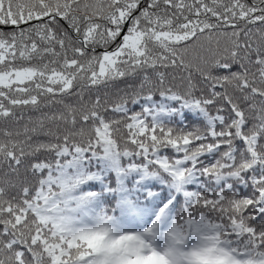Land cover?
<instances>
[{
	"label": "snow or ice",
	"instance_id": "6c2138e0",
	"mask_svg": "<svg viewBox=\"0 0 264 264\" xmlns=\"http://www.w3.org/2000/svg\"><path fill=\"white\" fill-rule=\"evenodd\" d=\"M0 264H264V0H0Z\"/></svg>",
	"mask_w": 264,
	"mask_h": 264
},
{
	"label": "trees",
	"instance_id": "16d2710c",
	"mask_svg": "<svg viewBox=\"0 0 264 264\" xmlns=\"http://www.w3.org/2000/svg\"><path fill=\"white\" fill-rule=\"evenodd\" d=\"M125 85L124 84H120L119 87L120 88H123ZM57 107H59V105H57ZM50 110H52L50 108V106H44L42 105L41 106V110H34V109H31L29 108L28 110H25L23 112V120L21 121V125H23L24 123H27L29 120H38L41 115H42V112H49ZM10 126L14 127V123H11Z\"/></svg>",
	"mask_w": 264,
	"mask_h": 264
}]
</instances>
